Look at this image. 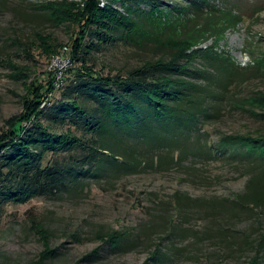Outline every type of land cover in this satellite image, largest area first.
Returning <instances> with one entry per match:
<instances>
[{
  "label": "rangeland",
  "instance_id": "374dc122",
  "mask_svg": "<svg viewBox=\"0 0 264 264\" xmlns=\"http://www.w3.org/2000/svg\"><path fill=\"white\" fill-rule=\"evenodd\" d=\"M81 1L0 0V132L8 118L23 110L28 84L65 67V60L56 55L48 59L39 42L32 43L35 31L47 35L54 46L62 45L60 51L65 46L72 50L74 26L65 20L55 24L39 5ZM229 1L211 0L219 6ZM234 1L228 7L240 13L242 21L187 52L210 48L246 78L233 79L225 89L214 83L221 94L210 100L209 116L199 115L189 137L182 134L171 138V144L139 147L127 158L128 167L104 162L95 171L96 165L85 161L88 150L82 147L49 154L45 165L55 160L71 172L65 174L67 187L24 202L0 198V264H34L47 246L56 252L45 264H264V164L247 157L242 145L220 143L225 135L254 134L264 126L258 120L264 117L260 112L264 102L246 103L249 97L264 95V0ZM186 2L161 0L163 18H185V25L191 26L194 20H187L193 15L182 17L179 11ZM100 4L123 12L134 8L129 0ZM16 37L21 44L13 42ZM136 42L118 39L101 45L90 53L89 64L113 75L146 60L169 58L167 50L147 36ZM254 66L259 70L255 75L250 73ZM189 69L184 78L197 83L207 82L200 79L198 69L212 71L201 58H193ZM64 88L56 87L49 102L43 103L46 113L41 120L55 132L68 127L48 117L64 98ZM81 97L91 102L89 96ZM258 112L261 115H255ZM74 133L89 144L94 138L99 144L105 140L104 144L122 147L129 132L110 127L101 137L84 130ZM116 147L102 151L121 163L125 151ZM34 220L47 232L46 238L34 231ZM111 235L121 237L117 246L111 245ZM89 253L98 255L85 259Z\"/></svg>",
  "mask_w": 264,
  "mask_h": 264
},
{
  "label": "trees",
  "instance_id": "16d2710c",
  "mask_svg": "<svg viewBox=\"0 0 264 264\" xmlns=\"http://www.w3.org/2000/svg\"><path fill=\"white\" fill-rule=\"evenodd\" d=\"M129 1L134 8H127L126 12L111 4L102 5L100 0L39 5L50 21L55 24L62 20L69 21L75 28L70 50L72 66L60 78L61 85L65 86L64 98L47 114L57 124H68V127L66 131L55 132L51 130V125L41 120L46 113L43 103L46 100L49 102L50 94L56 90V72L43 75V82L39 78L30 82L23 96V110L8 118L7 127L0 132V198L24 202L35 195L53 194L66 188L69 177L65 174L71 172L66 173L55 160L44 164L49 154L58 151L76 147L88 150L85 161L96 165L95 171L101 170L104 162L113 167H128L127 158L132 157L139 147H157L167 141L171 144V138L182 134L189 137L199 115L209 116L208 110L212 107L210 100L221 94L214 83L225 89L232 85L233 79L246 78L239 67L231 64L227 58L215 55L210 48L187 52L209 36H219L224 29L242 21L241 14L234 13L228 7L234 0L225 6L211 0H189L179 7V11L183 12L182 17L193 15L192 19L187 20H194L191 26L185 25V18L164 19L161 0ZM238 1L235 0L233 4H238ZM88 36L91 42L86 41ZM146 36L156 45L164 47L169 58L146 60L129 70H118L113 75H105L89 64L90 53L101 45L111 44L118 39L127 43L137 40L136 43H140ZM15 41L21 44V38L16 37ZM38 42L48 59L61 53L62 45L54 46L47 35L35 31L32 43ZM193 58H201L212 69L211 72L198 69L200 79L206 83L184 78ZM255 67H251L250 73L253 75L259 71ZM81 96H89L91 102ZM259 101L264 102L263 94L246 99L251 106ZM260 112L264 115V110ZM260 112L255 115H261ZM258 120L264 124V117ZM110 127L129 132L122 139V142H126L124 146L104 144L107 143L105 140L99 144L94 138H90L89 144L84 142L83 135L74 133V130H84V133L101 137ZM165 129L169 130L161 132ZM257 131L254 134L225 135L220 143L232 148L242 145L246 147V156L264 164V126ZM129 140L131 142H127ZM134 143L140 145L134 147ZM106 145L125 151V161L118 163L102 151ZM32 227L41 238H46L47 232L37 221H32ZM120 238L111 235L109 241H112V246H117ZM55 252L47 246L34 264H45V260ZM94 254L98 255L89 253L84 257L87 259ZM251 264L257 263L253 261Z\"/></svg>",
  "mask_w": 264,
  "mask_h": 264
},
{
  "label": "built area",
  "instance_id": "2783aa9c",
  "mask_svg": "<svg viewBox=\"0 0 264 264\" xmlns=\"http://www.w3.org/2000/svg\"><path fill=\"white\" fill-rule=\"evenodd\" d=\"M57 57H59L60 59H62L61 61H64V65L62 67H64V69L62 70H56V80H55V84L56 87H59L61 85V81H60V75L62 74V71L65 70V68L67 67V65L70 63L71 64V59H70V48L65 46L64 49L61 51V53H59L58 55H56ZM67 58V59H64ZM61 67V68H62ZM58 71V72H57ZM62 77V76H61Z\"/></svg>",
  "mask_w": 264,
  "mask_h": 264
}]
</instances>
